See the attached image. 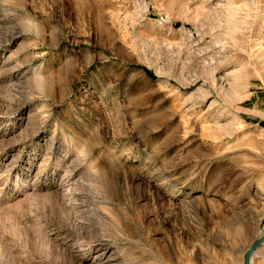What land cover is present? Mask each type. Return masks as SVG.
Instances as JSON below:
<instances>
[{
    "label": "rangeland",
    "instance_id": "374dc122",
    "mask_svg": "<svg viewBox=\"0 0 264 264\" xmlns=\"http://www.w3.org/2000/svg\"><path fill=\"white\" fill-rule=\"evenodd\" d=\"M263 232L264 0H0V264H240Z\"/></svg>",
    "mask_w": 264,
    "mask_h": 264
},
{
    "label": "water",
    "instance_id": "95a60500",
    "mask_svg": "<svg viewBox=\"0 0 264 264\" xmlns=\"http://www.w3.org/2000/svg\"><path fill=\"white\" fill-rule=\"evenodd\" d=\"M264 243V234L255 240H252L247 249L243 252L242 264H250V258L252 253Z\"/></svg>",
    "mask_w": 264,
    "mask_h": 264
},
{
    "label": "bare ground",
    "instance_id": "6f19581e",
    "mask_svg": "<svg viewBox=\"0 0 264 264\" xmlns=\"http://www.w3.org/2000/svg\"><path fill=\"white\" fill-rule=\"evenodd\" d=\"M227 9H230V10H231V8H229V7H227ZM231 11H232V10H231ZM253 84H255V82H253ZM261 191H263V190H261ZM263 234H264V232L261 233L258 237L262 236ZM258 237L254 238L253 240L257 239ZM254 252H255V251H254ZM254 252L252 253L251 258H252V256H253ZM251 258H250V262H251ZM242 262H243V253H242V256H241V262H240V264H242Z\"/></svg>",
    "mask_w": 264,
    "mask_h": 264
}]
</instances>
